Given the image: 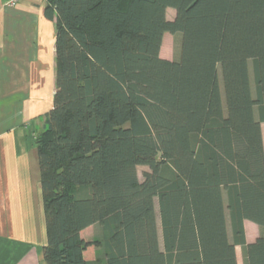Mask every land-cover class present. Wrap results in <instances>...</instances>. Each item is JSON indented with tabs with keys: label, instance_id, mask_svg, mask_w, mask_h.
Masks as SVG:
<instances>
[{
	"label": "trees",
	"instance_id": "obj_1",
	"mask_svg": "<svg viewBox=\"0 0 264 264\" xmlns=\"http://www.w3.org/2000/svg\"><path fill=\"white\" fill-rule=\"evenodd\" d=\"M44 15L45 264H100L98 249L103 264H238L236 246L264 264L243 226L264 228V0H46ZM166 32L177 60L160 56ZM93 225L101 238H83Z\"/></svg>",
	"mask_w": 264,
	"mask_h": 264
},
{
	"label": "crops",
	"instance_id": "obj_2",
	"mask_svg": "<svg viewBox=\"0 0 264 264\" xmlns=\"http://www.w3.org/2000/svg\"><path fill=\"white\" fill-rule=\"evenodd\" d=\"M45 4L0 0V264L43 262L46 232L34 140L52 108L56 73L55 22L44 15ZM243 226L247 242L264 236V228L250 220Z\"/></svg>",
	"mask_w": 264,
	"mask_h": 264
},
{
	"label": "rangeland",
	"instance_id": "obj_3",
	"mask_svg": "<svg viewBox=\"0 0 264 264\" xmlns=\"http://www.w3.org/2000/svg\"><path fill=\"white\" fill-rule=\"evenodd\" d=\"M174 10L172 8H168L166 11V17L168 19H171L174 17ZM180 47H181V36L179 33L176 34H170V33H164L163 38H162V43L160 47V56L165 59L169 60H177L179 59L180 56ZM219 80L221 82V77L219 74ZM249 78L250 82L253 86V76H252V69H251V63L249 64ZM262 128V136L264 140V124H261ZM144 171H149V167L146 165H138L137 166V174L139 180H142V173ZM154 206H155V212L157 216V230H158V236L161 241V232H160V225H159V219H158V207H157V199H154ZM229 235H230V230H229ZM252 238L255 236V233H251ZM83 238L87 240H92L94 237L95 238H101L102 233H101V228L99 225H93L88 227L82 232L81 235ZM231 237V235H230ZM236 253H237V260L238 264H243L242 261V251L240 246H236ZM102 249L97 250V256H99V263L103 264V257H102ZM42 264H45L44 260Z\"/></svg>",
	"mask_w": 264,
	"mask_h": 264
},
{
	"label": "built area",
	"instance_id": "obj_4",
	"mask_svg": "<svg viewBox=\"0 0 264 264\" xmlns=\"http://www.w3.org/2000/svg\"><path fill=\"white\" fill-rule=\"evenodd\" d=\"M20 0H8V4L13 6L16 5Z\"/></svg>",
	"mask_w": 264,
	"mask_h": 264
}]
</instances>
